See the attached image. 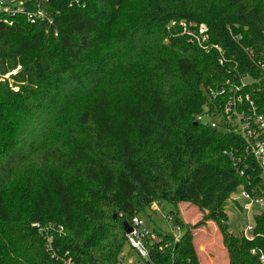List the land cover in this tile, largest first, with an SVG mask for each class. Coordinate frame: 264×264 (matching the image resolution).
Here are the masks:
<instances>
[{"label": "trees", "instance_id": "1", "mask_svg": "<svg viewBox=\"0 0 264 264\" xmlns=\"http://www.w3.org/2000/svg\"><path fill=\"white\" fill-rule=\"evenodd\" d=\"M49 11L48 29L0 23V264H59L32 227L47 223L63 227L58 247L75 264H118L125 226L154 203L175 208L180 238L156 233L162 251L148 246L138 264H198L181 203L214 224L228 264H261L264 209L252 240L228 232L223 210L244 183L224 154L240 142L195 121L225 68L167 28L205 25L257 78L241 47L263 48L264 0H50Z\"/></svg>", "mask_w": 264, "mask_h": 264}, {"label": "built area", "instance_id": "2", "mask_svg": "<svg viewBox=\"0 0 264 264\" xmlns=\"http://www.w3.org/2000/svg\"><path fill=\"white\" fill-rule=\"evenodd\" d=\"M50 0H0V23L8 24L15 17H23L29 24H41L48 29L53 27V17L49 11ZM177 30V35L184 36L188 43L195 46L205 54L214 52L218 64L225 68L227 79L219 86L207 87L205 96L206 106L202 113L196 116L195 121L205 123L210 129L223 134L235 136L240 146L231 148L224 154L232 163L237 175L244 181L240 185L239 199L234 203L242 211L248 212L253 206L264 209V114L260 111L258 95L263 91L264 83V43L259 52H254L247 47H241L242 53L250 65L258 73L255 78L248 72L240 73L238 62L234 57H227L223 48L212 44L208 29L205 25H195L180 22H170L167 30ZM56 35V34H54ZM240 38L237 37V40ZM151 210L159 211L157 204ZM38 236L41 238L44 250L50 260L59 264H75L68 252H61L58 242L65 236L60 225L34 224ZM174 237L176 242L180 238ZM253 225L247 226L240 237L252 240ZM162 238L147 227L140 217L132 220L131 232L126 235L127 252L122 251L117 256L118 264H138V261H147L148 246L159 245ZM254 254V250L250 251ZM259 261L264 264V257L259 256Z\"/></svg>", "mask_w": 264, "mask_h": 264}, {"label": "rangeland", "instance_id": "3", "mask_svg": "<svg viewBox=\"0 0 264 264\" xmlns=\"http://www.w3.org/2000/svg\"><path fill=\"white\" fill-rule=\"evenodd\" d=\"M120 83L121 79L118 80L117 84L119 85ZM207 121L208 119L206 117L202 118V123H206ZM240 193V187H238L223 204V210L228 218V232L237 238L241 236L242 231L247 226L251 227L253 225L254 217L262 212V208L258 206H253L248 212L240 210L234 203L235 200L239 199ZM178 209L181 211L184 209V213L179 216L183 223L186 222V225L191 228L192 245H194V251L200 248L198 257L200 258L201 264H227V253L222 246L221 239L216 233L215 227L210 226L208 224L209 222L201 226L199 225L204 214L198 211L196 207L185 203L179 204ZM171 210H175V208L171 204H165L159 211H148L146 215H142L140 218L152 231L161 235L169 234L178 237L179 231L167 221V215ZM123 251L127 252V248L125 247ZM195 255H197L196 251Z\"/></svg>", "mask_w": 264, "mask_h": 264}, {"label": "crops", "instance_id": "4", "mask_svg": "<svg viewBox=\"0 0 264 264\" xmlns=\"http://www.w3.org/2000/svg\"><path fill=\"white\" fill-rule=\"evenodd\" d=\"M178 206H179V204L176 206V208H177V210H178V212H179V214H180V216L182 215V213H184V209H182V211L181 210H179L178 209ZM191 208V207H190ZM193 209V208H192ZM197 209V208H196ZM193 210H195V209H193ZM185 224H187L186 222H184ZM210 226H214V224H212V223H208ZM215 227V226H214ZM215 230H216V228H215ZM216 233H217V230H216ZM193 248H194V245H193ZM200 249V248H199ZM199 249H195V251H196V253H197V260H198V262H199V264H201V262H200V258L198 257V253H200V250ZM226 259H227V257H226ZM227 264H228V260H227Z\"/></svg>", "mask_w": 264, "mask_h": 264}, {"label": "water", "instance_id": "5", "mask_svg": "<svg viewBox=\"0 0 264 264\" xmlns=\"http://www.w3.org/2000/svg\"><path fill=\"white\" fill-rule=\"evenodd\" d=\"M131 232V227L125 226V235H128Z\"/></svg>", "mask_w": 264, "mask_h": 264}]
</instances>
